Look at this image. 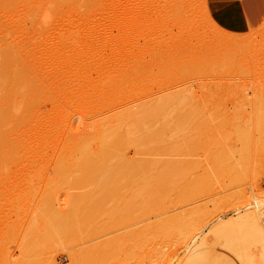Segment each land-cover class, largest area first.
Returning <instances> with one entry per match:
<instances>
[{
	"label": "rangeland",
	"instance_id": "obj_1",
	"mask_svg": "<svg viewBox=\"0 0 264 264\" xmlns=\"http://www.w3.org/2000/svg\"><path fill=\"white\" fill-rule=\"evenodd\" d=\"M48 255L264 264V0H0V264Z\"/></svg>",
	"mask_w": 264,
	"mask_h": 264
},
{
	"label": "bare ground",
	"instance_id": "obj_2",
	"mask_svg": "<svg viewBox=\"0 0 264 264\" xmlns=\"http://www.w3.org/2000/svg\"><path fill=\"white\" fill-rule=\"evenodd\" d=\"M239 89V88H238ZM236 92V91H235ZM203 97V96H202ZM207 104H208V102H206ZM213 103V102H212ZM205 104V103H204ZM202 109V108H201ZM212 111H213V109H212ZM215 111V110H214ZM200 115H201V113H200ZM217 115V114H216ZM228 116V115H227ZM219 117V116H218ZM229 117V116H228ZM165 118V117H164ZM203 118V117H202ZM213 119V118H212ZM215 119H217V118H215ZM214 119V120H215ZM229 119V118H228ZM211 120V119H210ZM163 121V120H162ZM259 129H260V127H259ZM149 134V133H148ZM151 134V133H150ZM240 135V134H239ZM155 136L156 135H153V137L155 138ZM248 148V147H247ZM239 152V151H238ZM243 152V151H242ZM236 153V152H235ZM218 165V164H217ZM48 262V263H47ZM46 264H52V258H51V255H48L47 256V258H46Z\"/></svg>",
	"mask_w": 264,
	"mask_h": 264
}]
</instances>
